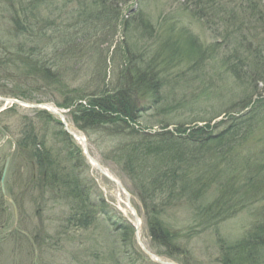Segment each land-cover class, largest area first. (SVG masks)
Wrapping results in <instances>:
<instances>
[{
    "label": "rangeland",
    "instance_id": "obj_1",
    "mask_svg": "<svg viewBox=\"0 0 264 264\" xmlns=\"http://www.w3.org/2000/svg\"><path fill=\"white\" fill-rule=\"evenodd\" d=\"M112 1L105 0V4ZM183 2L184 0H117L118 13L116 18L109 21L105 18L94 19L95 15L81 16L88 10L97 13L102 9L104 6L99 0H49L44 4L45 13L41 17L50 26L49 32L47 30L41 38L42 45L47 47L43 57L54 63H63L60 71L62 83L39 81L33 74L19 75L20 70L13 65H8L12 73L5 79L1 78L3 72L0 68V123L4 129L0 130V264H116L117 258L120 264H180L167 256H160L162 261H156L143 249L144 244L155 253L151 249L146 221L148 205L137 185L140 181L129 175L127 159L118 152L120 143L117 140L123 136L115 137L111 133L108 135L104 130L94 135H90L86 129L78 131L70 114L72 108L62 107L59 103L70 95L65 86L79 88L82 93L91 96L100 95L99 90L104 87L110 90L118 87L120 76L128 63L125 49L130 47L135 53L146 51L149 58L168 37V30L174 27L172 34L182 39L181 41L189 34L196 35L204 49H214L209 52L213 55L196 68L195 60L187 59L183 63L180 61L174 69L165 71L162 74L164 84L160 91L161 101L157 104L142 101L141 105L147 109L140 119V125L151 132H157L167 122L175 127L200 117L207 120L222 114L213 119L214 124L220 123L229 115L240 114L238 110L249 98V94L245 91V85L239 84L223 64L226 52L219 42L223 39L217 37L216 33L213 34V30L203 22H199L191 10H185ZM16 4L17 0L9 9H17ZM4 11L0 0V39L6 28L14 29L11 16ZM139 14L152 27L145 33L143 28L125 27L126 22L133 25ZM29 24L32 28L36 27L33 22ZM64 40L72 41V44L67 45ZM216 42H219V46ZM68 47L71 53L65 52ZM54 56L57 59L51 58ZM21 92L27 94V101L23 100L25 96ZM147 95L144 100H147ZM257 98L259 95H253L252 101ZM80 102L85 103L84 100ZM45 110L52 116L51 119L43 113ZM54 110L61 112L64 118ZM63 119L68 126H65ZM225 120V127L233 126L231 118ZM29 122H33L37 134L44 136L47 145L55 147L60 153L58 170L63 174H70V170L73 174L80 173L83 178L81 182L90 188L98 213L87 228L78 227L76 221L65 228V219L73 214L70 213L72 202L63 200L61 204L56 203L52 199L55 196L53 192L47 194L48 205L45 206L41 188L44 186L42 173L36 163L30 162V157L25 152L21 153L17 149L15 141ZM61 129L67 136L72 135L67 129L73 133L78 131L87 141L89 152L99 166L95 160L91 161L82 147L70 146L67 140L62 142L55 135ZM253 134L256 137L246 144V151L260 153L264 146L263 137L260 138L262 132L258 130ZM71 137L74 141H80L76 136ZM123 142L127 143L126 138ZM75 149L82 152L77 153ZM13 157L17 160L11 166ZM8 158L10 163L4 181V195L1 180ZM257 159L262 161L261 154ZM17 165L18 169L15 167ZM10 169H17V173L10 177L9 182ZM11 188L17 195L23 192L21 189H26L25 197L20 198L19 207L16 204L17 208L9 200L13 199L8 193ZM129 205L137 212L140 224ZM174 206L173 202L166 205L164 208L169 209H164L163 214L185 222L182 220L187 219L186 213L182 208ZM250 209L252 208L225 221L223 229L221 228L222 235L232 240L239 237L253 221ZM56 218L64 221H56ZM121 222L131 224L135 229L134 236L130 239V252L121 238ZM17 225L18 231L14 233V226ZM214 241L210 232L200 233L197 239L188 243L190 253H182L185 248L180 250L181 257L187 264H219L220 254ZM112 248L118 250L115 260L112 258ZM126 252L130 254V258L126 257ZM127 258L133 262H128Z\"/></svg>",
    "mask_w": 264,
    "mask_h": 264
},
{
    "label": "trees",
    "instance_id": "obj_2",
    "mask_svg": "<svg viewBox=\"0 0 264 264\" xmlns=\"http://www.w3.org/2000/svg\"><path fill=\"white\" fill-rule=\"evenodd\" d=\"M99 1L103 3L102 9L93 13L87 8L88 11L81 16L95 15L94 19L105 18L107 21L116 18L119 10L117 0L107 5L105 0ZM14 2L2 0L4 12L11 16L14 29L6 28L0 39L1 78L11 76L8 65H13L20 70L19 75L33 74L39 81L61 84L63 63H54L43 57L47 47L42 45L41 38L47 30L49 32L50 26L41 17L45 13L46 0H17V9L10 10ZM183 4L185 10H191L199 22L223 39L219 41L226 52L223 64L237 82L247 88L245 91L249 98L239 109L247 110L237 116L224 117L220 123L214 124L213 119L222 114L207 120L200 117L189 123H180L173 129H169L170 123L167 122L157 132L140 125L147 109L141 105L142 101L154 104L161 101L162 74L165 71L174 69L180 61L183 63L187 59L195 60L196 68L213 55L209 52L214 49H204L196 35L189 34L181 41L172 34L174 27L168 30V37L149 58L146 51L135 53L130 47L125 49L128 63L118 87L110 90L103 86L99 90L100 95L91 96L79 88L65 86L70 95L59 105L72 108L70 114L74 123L86 127L84 129L93 128V134L104 130L108 135L123 136L117 140L120 143L118 152L127 159L129 175L140 181L137 185L148 205L146 221L151 249L155 253L187 264L181 257L183 248L182 253H190L188 243L197 239L200 233L210 232L219 250V264H264V146L260 153L246 151V144L256 137L254 131L261 130L263 136L260 138L263 137L264 144V0H184ZM140 16L133 25L126 22L125 27L143 28L144 33L151 29L150 23ZM29 22L36 27L32 28ZM219 42L216 45L219 46ZM64 43L70 45L72 41L64 40ZM65 52L72 51L68 47ZM51 58L57 59L56 56ZM21 94L25 97H17L27 101V94ZM255 94L259 98L252 101ZM146 95L147 100H144ZM83 100L85 103L80 102ZM43 113L51 119L46 110ZM226 118L234 121L232 127H225ZM32 123L27 124L15 141L17 149L25 152L42 173L45 206L48 205L47 194L53 192L55 196L52 199L56 203L61 204L63 200L72 202L70 213H73L65 221L62 218L55 220L64 221L66 229L75 221L78 227L87 228L98 213L90 188L81 182L80 173L73 174L70 170V174H63L58 170L60 153L47 145L44 136L37 134ZM55 135L62 142H73L63 129ZM125 138L126 144L123 142ZM75 151L82 152L80 149ZM259 154L262 161L257 159ZM16 160V157L12 158L11 166ZM15 167L19 168L18 165ZM17 169L9 170L7 181L10 182ZM77 169L78 166L75 167ZM21 190L20 195L15 194L12 188L8 192L18 207L20 198L25 197L26 189ZM172 202L174 207L182 208L186 213L187 219L182 220L185 222L163 214L164 209H169L164 207ZM248 208H252L253 217L249 227L236 239L224 237L221 233L223 223ZM121 225V238L130 252V239L135 229L131 224L121 222ZM17 227L14 226V233L18 231ZM117 251L112 248L114 260L118 257ZM125 255L130 258L129 253ZM128 258V262H133ZM115 262L120 264L118 258Z\"/></svg>",
    "mask_w": 264,
    "mask_h": 264
},
{
    "label": "water",
    "instance_id": "obj_3",
    "mask_svg": "<svg viewBox=\"0 0 264 264\" xmlns=\"http://www.w3.org/2000/svg\"><path fill=\"white\" fill-rule=\"evenodd\" d=\"M14 101H16V100H14ZM19 102H21L22 104H24L22 101H19ZM42 105V104H41ZM41 105H39V106H41ZM33 106V105H32ZM44 106H47V104H45ZM54 112L55 113H57V114H59L61 117H63L64 118V115L61 113V112H59V111H57V110H54ZM63 121H64V124H65V126L67 125V122L65 121V119H63ZM68 126V125H67ZM0 130H4L3 129V127H2V125H1V123H0ZM75 136H77V135H75ZM77 138V137H76ZM82 138V137H81ZM82 140H84V142H86V140L84 139V138H82ZM86 153H89L88 151H85V154ZM90 159H91V161H94L95 159L91 156V154L89 155H87ZM95 162H96V164L99 166V164H98V162L95 160ZM9 163H10V158H8L7 159V162H6V166H5V169H4V172H3V176H2V188H3V190H4V195H6V192H5V188H4V181H5V177H6V174H7V171H8V167H9ZM123 189L124 190H126L124 187H123ZM10 200V202L14 205V207L15 208H17L16 207V204H15V202L13 201V199H9ZM130 206V208L133 210V214H134V216H135V218H136V221L140 224V219H139V216H138V214H137V212L135 211V209L131 206V205H129ZM138 240L141 242V240H140V238L138 237ZM143 246V249L147 252V254L152 258V259H154V260H156V261H162V259L160 258V257H158L156 254H154L153 252H151L144 244L142 245ZM170 264H177L176 262H169Z\"/></svg>",
    "mask_w": 264,
    "mask_h": 264
},
{
    "label": "bare ground",
    "instance_id": "obj_4",
    "mask_svg": "<svg viewBox=\"0 0 264 264\" xmlns=\"http://www.w3.org/2000/svg\"><path fill=\"white\" fill-rule=\"evenodd\" d=\"M181 45H182V42H181ZM62 52H64L63 50H62ZM243 110H247V109H241V110H239L240 112H243ZM169 129H173L174 128V126H172V125H169ZM176 127V126H175ZM78 129V131H83V129L84 128H86V127H82V126H79L78 125V127H77ZM88 128V127H87ZM68 130V132H71L72 133V135H69V136H74V138H75V135H77L76 137L77 138H79L80 139V141L82 142H77V141H74L73 139V142L70 144V146H75V147H77V148H81L82 147V149L83 150H85V151H88L89 152V148H88V144H87V141L86 142H84V140H82V138H81V136H80V134L78 133V131L76 132H72V131H70L69 129H67ZM87 131H88V133L90 134V135H94L93 134V131H94V129L92 128V129H90V128H88V129H86ZM75 134V135H74ZM71 141V140H70ZM78 145H80V147L78 146ZM87 155L89 154L90 155V152L89 153H86ZM230 219H232V218H229V219H227V220H230ZM226 220V221H227ZM224 224V223H223ZM222 229H223V225H222Z\"/></svg>",
    "mask_w": 264,
    "mask_h": 264
}]
</instances>
